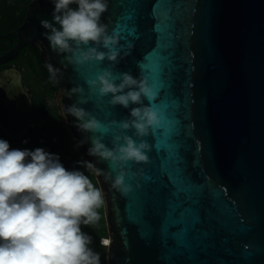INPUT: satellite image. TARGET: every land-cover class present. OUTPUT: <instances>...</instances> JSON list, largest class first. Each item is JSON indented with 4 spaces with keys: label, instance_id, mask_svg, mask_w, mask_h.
<instances>
[{
    "label": "water",
    "instance_id": "1",
    "mask_svg": "<svg viewBox=\"0 0 264 264\" xmlns=\"http://www.w3.org/2000/svg\"><path fill=\"white\" fill-rule=\"evenodd\" d=\"M161 2L172 4L183 22L182 29L175 33L179 46L172 49L175 95L170 98L172 107L161 111L170 121H177L182 126L183 137L180 139L189 172L200 181V185L181 183V190L188 194L193 204L198 202L202 189L206 192L201 210L202 230L193 237V243L197 248L206 244L207 249L199 253L194 262L180 258L176 264H246L241 254L246 255L247 250L264 242V0H158V11H162ZM126 3L127 0L125 3L109 0L104 19L110 29L120 32L117 28L119 14ZM52 8L50 0L30 2L22 24L5 34L17 37L18 41L0 53V64L17 57L23 46L32 44L38 47L46 67L49 62L61 65L62 58L50 50L48 41L41 35L45 29L40 20H51ZM139 26L142 35L132 37L137 40L134 45L129 43L130 48L125 47L129 39L120 32L126 54L114 71L143 74L140 67L142 49L154 27L148 8L143 10ZM155 30L162 32L161 25L156 24ZM170 36V33L163 35L157 47H167L171 43ZM107 65V61L91 69L87 65H68L62 78L56 79L55 96L60 115L62 106L72 103L79 95L88 100L82 106L93 111L104 123L127 115L126 109L118 105L112 107L107 103V97H98V93L87 86V79L95 78L96 71ZM73 69L81 70L85 76L75 77ZM14 72L11 69L3 73L4 79L11 78L13 123L17 121V113H27L29 117L32 109L20 75L13 78ZM149 81L153 85L152 80ZM74 84L83 85L85 91L70 100L65 90ZM20 95L23 96L22 108L15 105ZM94 99L102 100L114 113V118L93 107ZM153 103L159 107L157 99ZM178 112L182 118L176 115ZM61 118L76 143L83 134L71 125L72 117L61 115ZM172 126L178 125L173 123ZM23 128H26L25 124ZM104 139L107 142L110 136ZM145 139L152 145L148 153L151 161L156 152V131L152 130ZM87 147L85 144L79 150L85 160H93L86 155ZM99 166L106 167L104 164ZM130 166H142L145 178L139 181V186L135 181H129L133 188L127 194L111 189L102 176H95L106 199L103 210L110 238V244L106 246L107 264H168L161 258L163 249L158 218L147 217L155 230L149 235H141L137 225L131 222V205L128 209L126 204V197L134 201L147 187L153 165L149 162L143 165L131 163ZM165 170L175 180L171 163ZM181 219L185 224L193 223L197 219V210L185 208ZM250 264H264V253L253 256Z\"/></svg>",
    "mask_w": 264,
    "mask_h": 264
},
{
    "label": "clouds",
    "instance_id": "2",
    "mask_svg": "<svg viewBox=\"0 0 264 264\" xmlns=\"http://www.w3.org/2000/svg\"><path fill=\"white\" fill-rule=\"evenodd\" d=\"M50 3L51 20H40L45 29L41 35L62 58L60 66L47 64L51 78H62L68 65L91 69L107 61L95 78L87 79V86L98 97H107L112 107L126 109L127 115L104 123L82 106L88 102L83 95L62 106L61 115L72 117L71 125L83 134L74 147L87 144L86 155L94 158L78 161L83 168L66 167L60 153L46 147H12L0 137V264H102L93 236L84 230L99 223L106 204L104 189L93 175L121 194L132 190L129 181L139 186L144 168L130 164L150 162L152 145L145 137L160 125L163 114L153 103L158 93L147 76L114 71L126 53L120 32L104 19L109 0ZM84 91L83 85L74 84L65 95L71 100ZM100 244L106 247L110 239L102 237Z\"/></svg>",
    "mask_w": 264,
    "mask_h": 264
},
{
    "label": "snow or ice",
    "instance_id": "3",
    "mask_svg": "<svg viewBox=\"0 0 264 264\" xmlns=\"http://www.w3.org/2000/svg\"><path fill=\"white\" fill-rule=\"evenodd\" d=\"M125 3V0H121ZM162 11H158V0H127L125 7L119 14V23L117 28L129 39L125 47L135 44L142 33L140 32L139 19L143 10L148 8L149 17L154 27L151 30V38H145L142 49L141 59L143 61L140 67L143 75L151 79L156 89V99L159 101L160 109H169L172 107L170 98L175 95V85L173 76V56L172 49L178 47L175 41V33L182 29L183 22L176 15L172 4L161 2L159 5ZM160 24L162 32L155 30V25ZM170 33L171 43L165 47H157L160 38ZM75 77L83 78L85 74L79 69H73ZM93 107L114 118V113L107 105L98 99H94ZM163 118L160 125L153 129L156 131L158 139L155 143V156L151 158L150 164L153 165L152 174L148 178L147 187L135 198L130 201L126 197L127 208L131 205V222L137 225V230L141 235H149L155 229L153 224L147 219L152 216L158 218V232L162 243V259H166L168 264H176L180 258L194 262L199 253L206 251L207 245L202 244L199 248L193 243V237L202 230L201 210L204 207L206 192L202 189L200 198L196 204L180 188V184H197L200 181L189 172L188 160L184 154V145L181 142L183 137L182 126L177 121H170L167 115L162 111ZM181 116V113H176ZM173 123L178 126L173 127ZM171 163L175 170V180L169 177L165 166ZM187 207H193L197 210V219L191 224H185L181 219V214ZM251 227V226H249ZM204 235H208L204 233ZM247 250V249H244ZM264 253V242L247 254L242 253V259L246 264H250L251 258L256 254Z\"/></svg>",
    "mask_w": 264,
    "mask_h": 264
},
{
    "label": "flooded vegetation",
    "instance_id": "4",
    "mask_svg": "<svg viewBox=\"0 0 264 264\" xmlns=\"http://www.w3.org/2000/svg\"><path fill=\"white\" fill-rule=\"evenodd\" d=\"M31 1L0 0V53L9 50L17 43V37L5 34L22 24ZM14 38L17 39L15 43L12 41ZM30 46L32 44L23 46L17 57L0 64V137L8 139L15 147H46L51 151L59 152L66 167L83 168V165L77 162L84 161L85 158L79 148L74 147L75 142L67 131L59 112L55 96L58 87L52 93V80L45 77L40 69L30 68L24 62L29 57ZM11 69L15 70L13 78L20 75L22 87L29 94L32 106L29 117L27 113H17V121L14 123L11 111L14 105L10 94L11 78L3 77L4 71ZM22 101L23 96L20 95L15 105L22 108ZM25 140L27 143H23ZM86 231L91 234L89 229ZM105 261L107 264V250Z\"/></svg>",
    "mask_w": 264,
    "mask_h": 264
},
{
    "label": "trees",
    "instance_id": "5",
    "mask_svg": "<svg viewBox=\"0 0 264 264\" xmlns=\"http://www.w3.org/2000/svg\"><path fill=\"white\" fill-rule=\"evenodd\" d=\"M12 41H13V43H15L17 41V39L14 38V39H12ZM28 54H29V57H27L24 60V62L30 68L33 67L35 69H40L45 77H48L49 79L52 80L53 89L51 91L53 93V91L56 90L58 87L57 81H56V79L51 78V75L47 70L46 64L43 61V59L41 58L38 47L35 45L30 46V50L28 51ZM101 211H102V217H101V220L99 221V223L96 225H93V226H84V230L86 231V229H89V231L91 232V234H92V236L96 242L92 246L95 248V250H97L101 253L102 264H106L105 257H106L107 247L102 246L100 244V239H101V237H108V233H107V227H106V222H105V218H104V211H103V209Z\"/></svg>",
    "mask_w": 264,
    "mask_h": 264
},
{
    "label": "rangeland",
    "instance_id": "6",
    "mask_svg": "<svg viewBox=\"0 0 264 264\" xmlns=\"http://www.w3.org/2000/svg\"><path fill=\"white\" fill-rule=\"evenodd\" d=\"M93 179H94V182H97L96 178H95V175H93ZM98 183V182H97ZM95 240H93V244H95Z\"/></svg>",
    "mask_w": 264,
    "mask_h": 264
},
{
    "label": "built area",
    "instance_id": "7",
    "mask_svg": "<svg viewBox=\"0 0 264 264\" xmlns=\"http://www.w3.org/2000/svg\"><path fill=\"white\" fill-rule=\"evenodd\" d=\"M102 238V237H101ZM107 238V237H106Z\"/></svg>",
    "mask_w": 264,
    "mask_h": 264
},
{
    "label": "bare ground",
    "instance_id": "8",
    "mask_svg": "<svg viewBox=\"0 0 264 264\" xmlns=\"http://www.w3.org/2000/svg\"><path fill=\"white\" fill-rule=\"evenodd\" d=\"M110 239V238H109Z\"/></svg>",
    "mask_w": 264,
    "mask_h": 264
}]
</instances>
